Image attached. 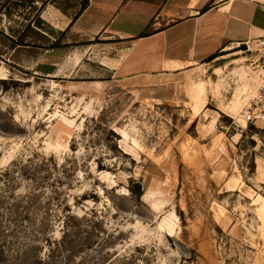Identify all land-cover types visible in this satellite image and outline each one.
I'll use <instances>...</instances> for the list:
<instances>
[{
    "label": "rangeland",
    "instance_id": "rangeland-1",
    "mask_svg": "<svg viewBox=\"0 0 264 264\" xmlns=\"http://www.w3.org/2000/svg\"><path fill=\"white\" fill-rule=\"evenodd\" d=\"M82 3L0 0V264H264V50L136 81Z\"/></svg>",
    "mask_w": 264,
    "mask_h": 264
},
{
    "label": "crops",
    "instance_id": "crops-1",
    "mask_svg": "<svg viewBox=\"0 0 264 264\" xmlns=\"http://www.w3.org/2000/svg\"><path fill=\"white\" fill-rule=\"evenodd\" d=\"M264 0H88L70 23L85 38L137 41L136 81L162 85L214 54L264 38ZM144 33L145 37H140ZM141 45L142 48H141ZM143 60V64H141ZM137 61V63H136Z\"/></svg>",
    "mask_w": 264,
    "mask_h": 264
},
{
    "label": "built area",
    "instance_id": "built-area-1",
    "mask_svg": "<svg viewBox=\"0 0 264 264\" xmlns=\"http://www.w3.org/2000/svg\"><path fill=\"white\" fill-rule=\"evenodd\" d=\"M261 5L264 6V3ZM249 45L264 50V38L245 44V46ZM260 71L262 72V77L255 89L254 95L241 110V121L245 124L255 125L256 123H264V67Z\"/></svg>",
    "mask_w": 264,
    "mask_h": 264
},
{
    "label": "trees",
    "instance_id": "trees-1",
    "mask_svg": "<svg viewBox=\"0 0 264 264\" xmlns=\"http://www.w3.org/2000/svg\"><path fill=\"white\" fill-rule=\"evenodd\" d=\"M87 4H88V0H83V3L81 4V7H80L79 11H78V12L76 13V15L72 18L71 23L76 19V17L80 14V12H82V11L86 8ZM62 12H63V11H62ZM145 36H146V35H144V33H142V34L140 35V37H145ZM57 41H58V39L55 40V43L53 44V46H56ZM221 55H223V54H220V53L217 54V53H216V54H214L213 56H211L206 62H209V61H211V60H213V59H215V58H217V57H219V56H221ZM129 192H130L131 194L135 195L136 198H138V199L142 196V189H141V187L138 186L137 183H132V188L129 189Z\"/></svg>",
    "mask_w": 264,
    "mask_h": 264
},
{
    "label": "water",
    "instance_id": "water-1",
    "mask_svg": "<svg viewBox=\"0 0 264 264\" xmlns=\"http://www.w3.org/2000/svg\"><path fill=\"white\" fill-rule=\"evenodd\" d=\"M243 46H244V45H243ZM138 186H139V187H141V185H140V184H138Z\"/></svg>",
    "mask_w": 264,
    "mask_h": 264
}]
</instances>
